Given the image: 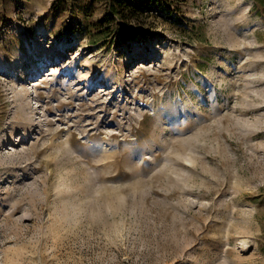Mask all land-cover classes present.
I'll list each match as a JSON object with an SVG mask.
<instances>
[{"label": "rangeland", "instance_id": "obj_1", "mask_svg": "<svg viewBox=\"0 0 264 264\" xmlns=\"http://www.w3.org/2000/svg\"><path fill=\"white\" fill-rule=\"evenodd\" d=\"M178 5L0 0V264H264V2Z\"/></svg>", "mask_w": 264, "mask_h": 264}, {"label": "trees", "instance_id": "obj_2", "mask_svg": "<svg viewBox=\"0 0 264 264\" xmlns=\"http://www.w3.org/2000/svg\"><path fill=\"white\" fill-rule=\"evenodd\" d=\"M95 1V0H94ZM105 4L104 15L98 19L93 28H83L90 35L106 42L113 37L112 43L117 47L130 41H141L150 34L143 25L149 19L161 17L169 22L179 21V0H96ZM263 3L264 0H256ZM81 22V21H80ZM82 24V22H81Z\"/></svg>", "mask_w": 264, "mask_h": 264}, {"label": "bare ground", "instance_id": "obj_3", "mask_svg": "<svg viewBox=\"0 0 264 264\" xmlns=\"http://www.w3.org/2000/svg\"><path fill=\"white\" fill-rule=\"evenodd\" d=\"M39 73H40V72H37V71H36V73L32 74V76H33V77H34V76L36 77V75H38ZM38 76H39V75H38ZM38 76H37V78H38Z\"/></svg>", "mask_w": 264, "mask_h": 264}]
</instances>
